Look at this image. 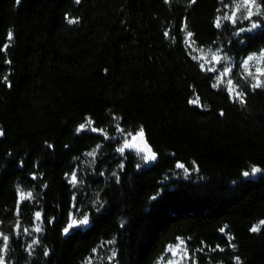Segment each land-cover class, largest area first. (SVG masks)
<instances>
[{"label":"trees","instance_id":"obj_1","mask_svg":"<svg viewBox=\"0 0 264 264\" xmlns=\"http://www.w3.org/2000/svg\"><path fill=\"white\" fill-rule=\"evenodd\" d=\"M241 4L0 0V264L181 240L179 264H264V0Z\"/></svg>","mask_w":264,"mask_h":264},{"label":"snow or ice","instance_id":"obj_2","mask_svg":"<svg viewBox=\"0 0 264 264\" xmlns=\"http://www.w3.org/2000/svg\"><path fill=\"white\" fill-rule=\"evenodd\" d=\"M250 4H255V0H242V4H241V5H237V10H239V8L242 7V6H247V5H250ZM252 14H253V13H252V11H251V8H249V9H248V16H247L246 18L250 19L251 16H252ZM234 15H235V14H233V16L225 17V19H232L233 22H235V20H234ZM70 22H73V21H70ZM256 26H257L256 24H253V25H252V27H256ZM217 27H219V21L217 22ZM241 31H243V29H242ZM190 35H191V33H189V36H190ZM9 38H11V34H9ZM255 58H256V57H254V56H249L248 59L245 60V61L243 62V64H244L245 66H247L248 61H251V60H253V59H255ZM262 58H264V55H262ZM213 59L218 60L219 57H217V56L214 55V56H213ZM212 70L215 71V69H212ZM229 71H230V69H226V70H225V74H227V72H229ZM258 71H260L261 74L264 75V70H258ZM229 84H231V81H229ZM257 86H260V82H259V81L257 82L256 85H254V87H257ZM238 95H239V94H238ZM83 127H84V125H81V128H83ZM94 130H95V129H94ZM138 136H139L141 139L143 138V130H141L140 133H138ZM134 139H135V138H134ZM124 147H125V148H129V147H134V145L129 144V143H126ZM119 150H120L121 152H123V151H124V148H121V149H119ZM139 150H140V151H146V153H147L145 156L142 157L143 159H145V160H155V159H156V154H155L154 152H152V150H151L150 148H147L146 145H145V148H142V149H139ZM90 155H91V154H90ZM176 167H177V168H183L185 172L188 171L187 168H185V166H184L182 163H177ZM259 171H261V170L258 169V168H253V169H252V172H253V173H255V172H259ZM244 175H245V176H248L249 173H248V172H245ZM75 179H76V177H75V175H73V181H75ZM29 195H30V194H29ZM37 217H39V213H37ZM87 222H88V218H87L86 216L83 218V220H80V221H77V220L73 219V220L71 221V223L68 225V227H66V228L64 229V231L67 233L71 227L77 225L78 223H79V224H86ZM252 230H253V231H256L257 229H256V228H253ZM5 239H6V238H5ZM183 243H184V242L181 240L179 244L175 245L174 247H170V248H169V251L172 252V255H173V256L177 255V254H178L179 252H181V251H184V250L181 248V245H183ZM169 264H173V262H172V261H169Z\"/></svg>","mask_w":264,"mask_h":264},{"label":"water","instance_id":"obj_3","mask_svg":"<svg viewBox=\"0 0 264 264\" xmlns=\"http://www.w3.org/2000/svg\"><path fill=\"white\" fill-rule=\"evenodd\" d=\"M136 145L139 149L145 148V145L147 146V148H150L144 136L142 139L139 136L136 137Z\"/></svg>","mask_w":264,"mask_h":264},{"label":"rangeland","instance_id":"obj_4","mask_svg":"<svg viewBox=\"0 0 264 264\" xmlns=\"http://www.w3.org/2000/svg\"><path fill=\"white\" fill-rule=\"evenodd\" d=\"M135 139H133V142L135 141L136 142V137H134ZM176 259L175 260H173L172 262H173V264H179V262H178V259H179V257H180V252L176 255Z\"/></svg>","mask_w":264,"mask_h":264}]
</instances>
